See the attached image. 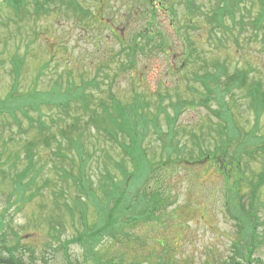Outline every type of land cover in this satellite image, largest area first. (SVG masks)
Masks as SVG:
<instances>
[{
	"label": "rangeland",
	"instance_id": "rangeland-1",
	"mask_svg": "<svg viewBox=\"0 0 264 264\" xmlns=\"http://www.w3.org/2000/svg\"><path fill=\"white\" fill-rule=\"evenodd\" d=\"M161 1L171 7L176 22L160 9L153 20L162 31L159 37L144 41L149 44L130 72L128 57L121 53L120 35L128 42L141 27L142 10L152 9L144 0H24L21 9L0 0V253L6 254L2 247H7L16 249L28 264H64L59 244L70 239L73 264H91L97 255L102 261L118 264L241 263L239 247L250 222L245 203L252 182L264 171V108L257 117L248 96L255 82L264 88V29L255 37L250 27L261 7L252 0H237L233 21L224 19L216 25L211 15L218 0H190L189 8L187 0ZM69 5L83 13H73ZM182 34L188 39V49L179 42ZM159 43L161 49L156 47ZM102 67L107 72H99L97 89L85 90L90 92L85 106L77 101L70 111L63 112L57 101L69 96L66 87L80 91L79 86L95 79ZM213 67L223 69L221 90L228 77L245 74L246 83L222 99L233 116L227 137L219 133L223 122L203 108H192L201 97L193 77L206 70L214 74ZM31 93H36L35 100ZM99 100H106L109 106L112 100L127 107L135 101L142 104L145 121L139 128L146 132L141 141L144 154L151 164L164 165L166 158L170 163L164 165L169 169L163 176L166 181L157 188L166 198L160 211L147 209V202L138 204L141 192L148 196L156 190L154 181L145 182L148 175L143 171L147 168L150 172L149 165L142 159V169L136 173L122 144L119 147L117 140H108L99 122L91 123L95 114L104 118ZM9 104L13 114L2 110ZM177 104L183 107L169 133L165 116L173 117L171 106ZM211 108L217 109V105ZM153 115L158 116V126L150 127ZM74 118L79 120L76 130L70 127ZM40 122L47 129L38 135ZM50 133L55 140L45 148L38 141ZM167 135L172 137L171 146L186 150L180 159L174 158L177 150L165 149L162 141ZM34 141L38 142L33 150L35 167L17 187V176L28 167L26 145ZM70 141L84 145L89 155L84 167L78 164ZM125 142L121 136V143ZM200 144L208 154L219 148L225 153L221 162L226 159L230 166L241 158L240 166H235L239 173L227 166L219 171L204 160L199 164ZM119 160L130 173L121 183V191L131 201L128 207L126 203L113 209L99 188L104 184L103 174L114 172V162ZM71 177H83L88 195L98 198L96 205L86 201L85 222L62 207L74 208L73 200L83 199ZM23 190L25 193H20ZM253 204L256 235L262 239L251 260L252 264H264V184ZM143 210L150 215L144 222L138 215ZM110 215L112 233L105 219ZM80 236L90 241V251L83 250Z\"/></svg>",
	"mask_w": 264,
	"mask_h": 264
},
{
	"label": "trees",
	"instance_id": "trees-1",
	"mask_svg": "<svg viewBox=\"0 0 264 264\" xmlns=\"http://www.w3.org/2000/svg\"><path fill=\"white\" fill-rule=\"evenodd\" d=\"M144 1L147 2L152 9H149L146 7L142 10L143 15L141 16L140 21H139L141 23V27L133 35V37L128 40V42L123 41V37H122V35H120L121 41H122L121 53L123 52V54H126V57H128V62H129L128 63L129 64L128 65V67H129L128 71H130V72L132 69L135 68L136 63L138 62V57L140 56V53H143L144 48L146 46H148V44H149V42L147 44H145L144 41H148L147 39H150V41H151L152 38L154 39L155 35H157L159 37V34L162 31V30H160L159 27L156 26V24L154 22L155 20H153V17L157 16L158 12H160V9L162 11L165 10V11H167V13L172 15L173 19L170 21L176 22V17L174 16V13H173L171 7L169 8L166 5L163 6L164 4L160 3V2H162L161 0H144ZM188 1L190 2V0H187V8H189ZM223 1L225 2L226 5H230L231 7L223 6L221 0H218L219 4L213 10V12H212L213 15H211V16H214L215 20H217V21H215L216 23H218L216 25H221L222 23H220V22L223 21L224 19H229L230 21H233V19H234L233 18L234 17V11L237 8L235 3L237 0H235V1L223 0ZM252 1H254L255 3L257 2L261 7L259 13L256 16L258 18L253 20V21H250L251 22L250 23L251 31L254 32L253 36L257 37V35H258L257 33H259L261 30L264 29V22H263L264 21V0H252ZM5 2L7 5L12 4L14 6H17L16 9H19V8L21 9V7L25 4L24 0H4V3ZM23 2H24V4H23ZM238 2H239V0H238ZM154 3H156L157 6H155ZM69 7L72 9L73 13L76 11L79 14L83 13V11H81L80 9L76 10L72 5H69ZM153 8H155V10ZM187 11L189 12L188 9H187ZM144 16H146V18ZM187 24H190L189 20H188ZM170 25H171L172 29L175 28V25H173L172 23ZM243 30H244V28H243ZM261 38L263 40V41L261 40V42H264V35H263V37L261 36ZM179 42H180V44L185 45L186 49L189 48L188 39L185 38L183 34L180 36ZM152 46L155 47L153 44H152ZM156 47L158 49H161V43L156 45ZM14 67H15V70H18L19 69V63L16 62ZM184 67H185V65H184ZM106 70L107 69L103 70V67L101 68V70L98 69L95 79L81 84L79 86V87H81L80 91L78 90L79 88L73 89V88H70L67 86L66 88L68 89V92H69V96L66 95L67 99H66V97H63L64 101H61L60 99H59V101L56 100L57 104L63 109L62 111L63 112L70 111V109H71L70 106L73 103H77V101H79L80 103H82L85 106V104H86L85 98L87 97V95L90 97V92L85 93V90L86 89H90V90L97 89L100 85L99 82L97 81L99 78L98 74H99V72H101L100 74L103 75L104 73L107 72ZM213 70L215 72L214 74L212 72L206 70L204 72V75L193 77L195 84H198L201 88V90L199 91L201 94V97L199 98L198 102H196V103H194V105H192L193 106L192 108H194L196 106H198L199 108H203L209 114H211L214 118H216L218 121L223 122L224 128H223V126L222 127L219 126L218 127L219 133H221V135L223 134L227 137L228 135L226 133L229 132V120H231V118L233 120V116L231 115V117H230L227 104H225V102H223L222 99H223L224 94L230 93L232 91V89L237 88L239 86H243L246 83L245 74L236 73L235 75H231L230 77H228V82L224 85L223 90H221L219 80L222 76L223 69H221L220 67H213ZM52 93H53V91H52ZM248 96L250 97V105H251V109H252L253 113L255 115H257V117L260 116L261 112L263 111V108H264V88H262L258 82H255L254 84L251 85V88L249 89V95ZM31 97H32V99L35 100L37 97L36 93H31ZM27 99H29V95H28ZM34 102H32V104L35 106L36 102L35 103ZM99 102H100V100H99ZM47 103L49 105L50 102H47ZM212 104H216L217 109H212L211 108ZM99 106H100V109L102 110L101 114L103 115L104 118H103V120H100L101 115L98 116L97 114H95V117L93 119L90 118L91 123H98L99 122V125L102 126L104 132L107 134L108 140H110V138L113 140H117L119 147H121V144H122V149H124L126 151V154H127L126 159H127L128 163L134 167V169L136 170V173L140 172L142 169V159H143V162L146 163L147 165H149V167H150V172L146 171L147 168H145V170L143 171L145 175L149 176V177L147 176V179L145 180V182L154 181L156 183V190L154 193H151L152 195H148V196H147V194H144L141 192V196H143V197H139V203L138 204H140L141 202H143V203L147 202V209L149 207V209H151L152 212L160 211L159 209H160L161 205L164 202H166V198H164L162 195L159 194L157 188L161 182L166 181L163 176H164V174L169 172V169L166 168V166H164V165H167L170 163H169V158H166L164 161L166 163L164 165H160V162H157L155 164H151L150 162H148L146 155L144 154V150L142 149V146H141V141H143L144 134L146 132L142 133V130L139 128L140 124H143L145 121L143 118V115H142V108H143L142 104H138L135 101V102L131 103L129 107H127V106H123L117 100H112V104H111V106H109L107 104L106 100H104V101H101L99 103ZM29 107L31 109L30 104H29ZM171 107L175 111L174 116L173 117H171L169 115L165 116V122L168 125L169 133H171L173 131L172 129L174 127V124H175L178 116L180 115V109L183 106H181L180 104H177V105H172ZM192 108H188V109H192ZM2 110L7 111V112L12 113V114L14 112V108L10 104H9V106L3 107ZM98 118H99V120H97ZM28 121H29V118H28ZM31 122H32V120L30 119V124H31ZM78 122H79V120L77 118H74L73 123L70 125L71 129L76 130ZM231 123H233V122L231 121ZM154 125L158 126V116L157 115H153L149 121L150 127L154 126ZM46 129H47V127L42 122H40L38 124V127H37V132H38L37 134L40 135ZM59 133H60V131H59ZM235 133L240 134L239 131H236ZM60 134L65 135V131L64 132L62 131ZM121 136L126 140L125 143H121ZM251 136L255 137L253 132L251 133ZM254 137H251V140H255ZM170 139L172 141V137L170 136V138H169L168 135L166 137H163V141H162L163 145H164L165 149L177 150L173 153L174 158L180 159L183 156L182 153H183L184 148L182 146V150H180L179 147H177L176 145L171 146L169 144ZM52 140L54 141L55 138H54L53 134L50 133V134L43 135L38 142H40L45 148H47ZM38 142L37 141L28 142L26 145V152H27L26 159H27L28 167L23 171V173H21L20 175L17 176V179H16V182H18L17 187L21 186L20 184H21V181L23 180V178L28 177V172L33 167V165L35 167L33 150L36 148V145ZM224 144L227 145L226 142ZM69 145L71 146V150L75 153L76 158H78V160H80L78 162V164L83 163V167H84L87 164V160L89 158L88 153L85 151L84 145L80 144L79 141L74 143V144L71 143V141H70ZM255 147H257V146H255ZM197 148H198L197 153L200 156H198L196 158V161L199 164L202 162V160H204L206 162L207 161L209 162L206 164L213 165L219 171L222 168H224L225 166H227L230 169H235V173L236 172H237V174L239 173V170L236 171V167L240 166L241 158L236 159V165L233 164V166L232 165L230 166L231 163H229L226 159H225V162H221L222 160L220 158L225 153L221 152L219 150V148H215L214 149L215 152L210 151L211 153H209V154L204 152L201 144H200V146L198 145ZM184 151H186V150H184ZM167 153L169 156L170 152H167ZM187 156L191 157V154H188ZM144 157L146 158V161H144ZM182 162H190V161H186L185 159H182ZM113 166L115 168L114 172L107 170V172L105 174H103L102 182L104 184H102V186L99 188V190H100V192H102L105 195L107 206L109 208L112 207L113 209L114 208L118 209V208H121V206H125L126 203H127V207H128L129 206L128 202L131 201L130 200L131 198L129 196H127L124 192L121 191V183L123 185L124 181L128 180V178L130 177V173L127 172L126 167L124 164L121 163V160H119L118 162H114ZM174 166H179V165H174ZM227 167H226V169H227ZM163 168L165 169V171ZM70 179L73 180L75 187L78 188L79 195L83 199L80 202L77 201L76 199H74L73 200V207L74 208L68 207L65 204H62V207H64L66 209V211L68 213H70L72 216H74V214H78V216L85 222L86 213H87V208L85 205L86 201L90 205L91 204L96 205V204H99L98 198L93 193L88 195L89 190L87 188V184L85 183V180L83 177H79V178H75V179H74V177H71ZM263 184H264V171H262L257 176V181L252 182V184H251L252 186H251L249 199L245 203V213L247 214L248 217H250V222H249V226L247 229L248 233H246L243 246L239 247L240 250L242 249V252H243L242 255H239V259H241V263L240 262H238V263L234 262L233 264H252L251 258L253 256V254L255 253L256 248L258 247V245L262 239L261 236L257 237V235H256L257 229H256L255 225L257 222V219H256L257 215L253 211V209H254L253 203L256 199L258 188L260 186H262ZM167 190H168V187H166V191ZM24 191L25 190L20 191V193H23ZM29 199H31V197ZM133 201H136V199L135 200L133 199ZM55 205H59V203L57 202V203H55ZM104 209H105V204H104ZM145 213H147V212H145V210H143L138 214L139 218H142L143 222L147 221V218L150 216L149 213H148V215ZM105 219L108 221V225L110 226V228H108V230L112 233L114 231V228H113L114 223L112 220V215H110L109 218L107 216H105ZM137 220L139 221V219H137ZM2 228L3 227L0 226V232H1ZM51 229H52V227H51ZM86 234L87 233L85 232L83 235H86ZM1 236L2 235H0V237ZM80 237H81V239L78 238V240H81L80 243L82 245L83 244L86 245V246H84V245L81 246L83 248V250L90 251V249L88 248L90 246V241L86 240L85 239L86 237H84V236H80ZM2 239L3 238L0 239V242L2 241ZM69 240L70 239H65L64 241H62L59 244V249H60V252L62 253V258H63L64 264H73L71 259H70V254L68 251L69 250L68 247L71 244V242L69 243ZM136 241H138V240H136ZM130 244L131 243H129L128 245H130ZM2 249L6 252V254L0 253V264H28V263L24 262V259L22 258V256L17 255L16 249L10 250L7 247H2ZM91 259H93V261H94V262L91 261L92 262L91 264H118V263H114L113 261H102L100 255H97L96 258H91ZM87 261L88 260L85 259V262H87ZM157 264H161V263L159 262Z\"/></svg>",
	"mask_w": 264,
	"mask_h": 264
}]
</instances>
